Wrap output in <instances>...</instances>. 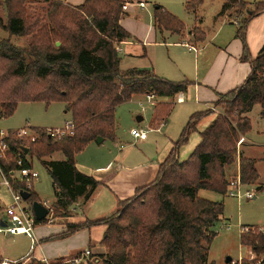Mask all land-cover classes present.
<instances>
[{
	"label": "trees",
	"instance_id": "1",
	"mask_svg": "<svg viewBox=\"0 0 264 264\" xmlns=\"http://www.w3.org/2000/svg\"><path fill=\"white\" fill-rule=\"evenodd\" d=\"M134 1L146 2L85 0L72 6L58 0H42L44 15L28 14L33 0L0 3L6 15L5 22L0 17V29L8 34L7 39L0 40V118L10 117L19 103L61 102L74 124L73 135L60 139L50 138L45 129L38 128H32L36 133L33 142L10 135L5 141L9 161L0 160V168L11 181L9 172L19 168L17 155L23 159L24 167H32L33 158L41 161L61 153L64 161L43 162L55 194L52 218L63 219L66 226L58 238L105 226L100 244L104 254L96 256L101 264H211L207 254L224 205L202 199L198 192L226 194L227 168L238 158V141L251 129L246 115L254 106H259L264 114V43L255 58H250L244 44L242 60L249 63L250 73L241 85L218 96L213 107L219 111L199 133L200 141L186 160L178 159V150L187 143L197 124L213 113L209 109L190 115L159 164L155 180L120 201L113 214L89 220L80 214L73 218L70 211L78 203L85 206L100 186L93 177L78 171L75 156L96 138L115 141L116 108L147 95L173 99L192 85L188 80L161 78L153 70L120 69L116 47L131 35L119 21L123 6ZM203 1L187 0L185 10L194 13ZM237 7L248 5L241 0H224L218 17ZM262 11L264 3L257 4L253 11L246 10L248 16L236 32L243 42L248 22ZM153 19L159 31L180 35L186 29L182 21L161 6L154 7ZM189 32L195 42L204 41L205 34L198 23ZM11 37H28L29 41L18 48L10 42ZM173 106L165 102L154 105L153 128L166 121ZM238 162L242 185H256L259 176L254 161L240 156ZM13 187L25 189L17 183ZM261 190L262 187L256 189ZM29 194L28 203H40L33 190ZM36 223L45 224L46 218ZM239 243L254 255L251 264H264V231H243ZM73 260L58 259L50 264H73Z\"/></svg>",
	"mask_w": 264,
	"mask_h": 264
},
{
	"label": "crops",
	"instance_id": "2",
	"mask_svg": "<svg viewBox=\"0 0 264 264\" xmlns=\"http://www.w3.org/2000/svg\"><path fill=\"white\" fill-rule=\"evenodd\" d=\"M84 1L85 0H68L67 2V0H64L63 2H67L72 6H79ZM120 1L125 2L126 0ZM186 1L187 0H184L183 2V10L189 20L184 19L181 14L172 11L169 2H163L160 4L167 12L177 15L183 22L186 29L184 33L180 35L157 30L153 19V11L147 10L146 17L145 15L138 13L137 9H134L136 7L139 12L145 13V10L147 9V0L144 2V8H139L137 5L132 4L130 6L128 5L120 18L119 24L124 30L130 33V39L134 38L135 42L131 45L129 39L128 41L120 43L117 46L116 52L119 57L122 52H125L127 59L136 58L133 54L136 53L137 57H140L138 55L141 53V46L143 50V55L141 57H145V45L154 44L156 46L158 44L157 39H159L161 43H159L158 46L167 47V60L160 68L154 67V71L161 78L170 79L169 81L175 80L174 82H180L188 80L192 82V85L188 88L186 93L179 94L171 99L174 101L173 103L178 105L188 103L187 106L189 108L187 109L188 113L186 117L189 119L191 114L202 112L212 107L219 95L234 90L241 85L249 75V63L242 60L244 44L248 50L250 58H255L264 43V11L259 12L258 15L248 22L243 42L236 36L237 29L241 26L239 20H233L227 14L218 17L222 4L217 5L216 8L210 12L207 20H210L211 25L208 27L209 23L206 25L202 19L204 15H200V9L203 4L199 6L194 13H190L185 10ZM131 6L135 7L132 8ZM197 23L205 34V39L202 43L195 42L189 32ZM184 42L195 47L196 52L188 51L187 48L183 46ZM131 47L133 49L129 50ZM171 48L186 49L190 58L187 60L179 57L172 58L169 50ZM144 69L148 70V68ZM150 70H153L152 67ZM177 99H182L183 102H177ZM152 101L153 102L150 104L153 105L158 102L172 103L166 98H154ZM202 107L203 109L200 110ZM256 107L259 108V111L257 112L259 117L261 119L264 118V114L260 107L254 106L246 115L248 119L251 112ZM214 118L215 116L208 119L204 125L207 124L208 126ZM141 121H137V123ZM187 121L185 120L180 124L181 130ZM163 124L165 125L164 132H167L170 126L167 121ZM251 130L252 128L250 131ZM154 132L159 134L158 130H155ZM249 132L243 136L244 141L238 147L237 159L239 160L240 156L251 159L254 161L256 168V163L264 160V156L256 157L253 155L252 150L255 146L260 147L263 146V144L257 143L256 145L252 139L248 137ZM263 133L264 130L262 133L257 131L256 136L259 137V135ZM127 136L129 141H132L127 149H121L120 135H118L115 136V141L111 142L112 144L108 145L107 149L101 150L99 147L103 145L102 143H105V141L101 144L91 142L83 152L76 155L75 165L78 171L93 177L100 183V186L96 189L95 193L85 206L78 203L72 206L70 211L74 210L75 212H78L81 217L89 220L101 219L113 214L120 201L131 198L136 189L146 186L155 180L159 164L168 155L173 142L176 141L179 134L177 137H166L165 134L162 135V138L165 139L163 149L167 146L168 148L161 156H159L157 151L148 149L149 145L152 143L149 141L147 134L144 140L133 139L129 133ZM155 140L156 138L152 139V141ZM193 142L196 143L195 139ZM134 143L140 144V146L138 148H133ZM196 145L197 144H193L192 147L195 148ZM185 150V153H188L191 148L186 147ZM85 151L88 152L87 155H84L86 154L84 153ZM50 157H52V155ZM178 159L180 160L179 152ZM237 166L238 164L235 166L236 168H232L231 170L228 168L227 172L232 175L231 173L236 172V169H238ZM46 208L50 210V207ZM224 221L225 218L223 216L221 221L213 228L216 235L218 225L222 224ZM52 223L53 222L51 221L50 224L46 223L44 226L38 224L36 226L35 235L39 242V246L31 251L29 255L27 253L22 255L24 260L32 258L40 262L47 261L48 263H51L58 259H75L81 257L84 251H90V257L83 258L81 264H87L88 262L91 264H99L101 260L96 256L104 254V249H100L102 247H100V243L104 237L105 226H94L90 229L81 230L60 239L58 237L66 231V226L62 223L57 227L51 225Z\"/></svg>",
	"mask_w": 264,
	"mask_h": 264
},
{
	"label": "rangeland",
	"instance_id": "3",
	"mask_svg": "<svg viewBox=\"0 0 264 264\" xmlns=\"http://www.w3.org/2000/svg\"><path fill=\"white\" fill-rule=\"evenodd\" d=\"M3 1L4 0H0V3H2ZM40 1L42 0H33V3L30 4L29 6L28 14L40 12L42 15H44L43 12L45 9V4H43ZM58 1L63 2L64 0H58ZM241 1L246 3L248 7L233 8L230 11L225 13L229 15L231 19L239 20L240 24L248 16L246 12L247 9L249 11H253L257 4L264 3V0H241ZM144 2L145 1H143V3ZM163 2L164 3L169 2L171 4L172 11L177 12L178 14H181L184 19L189 20V18L186 16L183 10L184 0H147V4H146L147 9L145 10V13L139 12L138 8H136L135 6H131V7L132 8L135 7L134 9H137L138 13H141L142 15H145L147 17L146 15L147 10L153 11L154 5L159 6ZM222 2L223 0H204L203 1L202 3L203 6L200 9V15L201 16L204 15L202 19L204 20L206 25H208L209 23L208 27H210L211 22L210 20H207V17L209 16L210 12H212L216 8L217 5L223 4ZM174 16L180 20V18L177 15H174ZM0 17L2 18L3 22H5L6 15L3 10V7H0ZM7 38H8V34L5 31L0 29V40L7 39ZM28 41H29L28 37H19V38L11 37V40H10V42L18 48L25 47ZM130 41H131V45L133 42H135L134 38L130 39ZM56 43H59V42H56ZM157 43L158 44L156 46L154 44H149L147 46L145 45V53H144L146 54L145 57H141L143 55V50L141 46H140L141 53L140 55H138L140 57H137L136 53H134L133 55L136 56V58L127 59L125 52H122L120 54V58H121L120 69L121 70H128V69L147 70L144 68H148V70H150L152 67L154 71V67L160 68L164 64V62L167 60V53H166L167 47L158 46L159 43H161L159 39H157ZM131 49L133 48L132 47L129 48V50ZM169 50H170V54L172 58L179 57L185 60L190 58L189 53L187 52L186 49L171 48ZM154 73L157 76H159L155 71ZM167 80H170V79H167ZM171 81H175V80H171ZM168 100L172 103L174 102L171 99H168ZM173 104H174L173 110L170 116L166 119L168 125L170 126L167 132H164L165 125L163 123H161L162 124L161 126L159 125V127L153 128L152 118H153V113H154V109H153L154 105L146 101L145 97H135L130 102L120 105L116 109V112H115V121H116L115 136L120 135L121 149L123 150L127 149L129 147L128 145L130 144V142L132 143L131 140L129 141L127 135L133 128V129H138V130H142L146 132V134L149 137V141H151L152 143L151 145H149L148 149L157 151L159 153V156H161L165 152V150H167L168 148L167 146L163 149L164 147L163 143L165 142V139L162 138V135L165 134L166 137L168 136L177 137L178 134L180 135L181 133L180 124L184 122L185 120L186 121L188 120L186 117L188 113L187 109L189 108L187 106L188 103L184 105H178L176 103H173ZM65 106L66 105L61 102H55L49 105H45L39 102L19 103L15 112L10 117L0 118V131L7 133V132L23 129L25 127H28V128L30 127L34 129L36 128L38 129L64 128L66 124L69 121H71V115L70 113L65 112ZM212 108H214L215 111L209 109L213 113L204 117L201 120V122L197 124L196 130L190 134L187 143L183 145L180 150H178L180 161H184L190 156V154L192 153L194 149V147H192L193 144H198L200 141L199 133L203 129H205L207 126V124L206 125L204 124L206 123L208 119L213 118V116H215V113H218L219 111L218 108H215L213 106ZM202 109L203 107L200 108V110ZM258 111H259V108L256 107L251 112V115L249 116L252 130L249 132V136H248L249 138L252 139V141L256 145L257 143L263 144V146H260V147L255 146V148L252 150L253 155L256 157L264 156V133L259 135V137L256 136L257 131L262 133L264 130L263 129L264 128V118L261 119L259 117V114H257ZM138 117L142 118V121L139 123H137ZM155 130H158L159 134H156L154 132ZM155 138L156 140L152 141V139H155ZM24 139L29 140L28 138H24ZM194 139L196 143L193 142ZM102 144L103 145L99 146L101 150L107 149L108 145H111L112 143L111 141H105V143H102ZM139 146L140 144L134 143L133 148H138ZM186 147L191 148V150L188 151V153H185ZM86 151H89V150H86ZM86 151L84 152L86 153L84 155H87L88 152ZM0 160L8 162L9 158L6 156L5 158H2V159L0 158ZM50 160L52 161L65 160V157L61 153H55L54 155H52V157L44 158L41 161L35 158L31 160L32 168L38 174L37 180L33 181L32 190L37 195L38 199H40V202L42 205H44L45 207H50L49 208L50 213L47 217L46 223H48L49 219H52L53 223L51 225L59 227V225H61L64 221L61 218L56 219V220L52 218L53 213L51 211V206L53 205L54 200H55L54 188L52 185L51 178L48 175L45 166L43 165V162H47ZM238 161L239 160L236 159V162L232 166L229 167L230 170L232 168H236L235 166L237 164H238L237 168L239 169ZM238 169H236V172L231 173L232 175H230L227 172L229 180L235 178L238 175L239 173ZM256 170L259 176L256 185L243 186L239 189V192L241 195H243L245 192H253L254 193L253 199L247 200L243 196H241L238 199L236 197H230L228 194L220 195L215 192L206 191V190H200L198 192V196L202 199H205L211 202H223L224 203L223 216L225 218V221L222 222V224L218 225L216 229L217 235L213 239L212 243L210 244L209 251L207 254L208 262L211 264H227L226 260L228 258L232 260L231 264H251V262L254 259V255H252L249 250L241 247L239 243V237H240V233H242L243 231L244 232L264 231V160L256 163ZM257 187H262V190L257 192L256 191ZM9 203H11V200H10L8 193L5 190L0 191V220L1 221H6V217L4 214V208ZM71 211L73 212L72 214L73 218H76L75 214H78V212H75L74 210H71ZM113 217H117V214L114 215ZM46 223L41 224V226L46 225ZM247 227H253V228L249 229ZM241 228H244V229H241ZM102 248L103 247H101L100 249ZM30 249H31V245L27 238L23 236L11 237V236L0 234V258L2 259V261H7L10 264H14V263L15 264H44L43 262L34 260L32 258H27L26 260H24V257L22 255H24L25 253L29 255L31 252ZM99 264H101V261L99 262Z\"/></svg>",
	"mask_w": 264,
	"mask_h": 264
},
{
	"label": "built area",
	"instance_id": "4",
	"mask_svg": "<svg viewBox=\"0 0 264 264\" xmlns=\"http://www.w3.org/2000/svg\"><path fill=\"white\" fill-rule=\"evenodd\" d=\"M133 2L125 4L123 6V11L126 10L127 6L131 5ZM132 5H137L139 8H144L143 2L135 1ZM183 46L187 48L190 52H196L195 47L189 45V43L184 42ZM117 50V47H116ZM146 101L149 103L152 102L154 97L152 95H147L145 97ZM177 102H183L182 99H177ZM209 109L215 111L214 108L210 107ZM162 125V124H161ZM46 134L53 139H60L63 137L72 136L74 133V124L72 121H69L64 128L61 129H45ZM130 136L136 140H144L146 138V132L138 129H132L129 132ZM10 135H14L17 138H28L31 142L35 141L36 133L32 130V128L25 127L23 129L11 131L4 133L0 131V158H5L8 145L6 144V139L10 137ZM243 138H241L237 147L243 143ZM16 162L19 168L17 170H12L9 172L11 181L4 175L3 171L0 168V191L5 190L11 200V203L5 206L4 214L6 217V221L0 220V234L6 236H23L27 238L30 242L31 249L33 251L36 247L39 246V242L35 235V228L38 225L31 208V204L28 201H25L22 198V193H29L32 190L33 181H36L38 178V174L33 170L32 167H24L23 159L20 155L16 156ZM19 184L25 187L23 190H18L13 187V184ZM242 183L239 179V174L229 180L226 194L230 197L240 198L243 196L247 200L254 198L253 192H245L243 195L240 194L239 189L243 187ZM51 219L48 220V223H51ZM251 253V252H250ZM252 254V253H251ZM90 251H84L81 257L74 259L73 264H80L83 258L90 257ZM44 264H49L47 261H42ZM0 264H10L7 261H2ZM15 264V263H14Z\"/></svg>",
	"mask_w": 264,
	"mask_h": 264
},
{
	"label": "water",
	"instance_id": "5",
	"mask_svg": "<svg viewBox=\"0 0 264 264\" xmlns=\"http://www.w3.org/2000/svg\"><path fill=\"white\" fill-rule=\"evenodd\" d=\"M56 45L58 46L59 43H56ZM142 119L141 118H138L137 121H141ZM97 144H101L103 142V139L101 138H96V141H95ZM24 154L26 155L27 154V151L24 152ZM22 195V198L25 200V201H28L29 198H30V194L27 193V192H24L21 194ZM31 208L33 210V213H34V216H35V219L36 221H42L43 219H45L48 214H49V210L44 206L42 205L41 203L39 202H33L31 204ZM232 260L230 258H228L226 260V263L227 264H231Z\"/></svg>",
	"mask_w": 264,
	"mask_h": 264
}]
</instances>
